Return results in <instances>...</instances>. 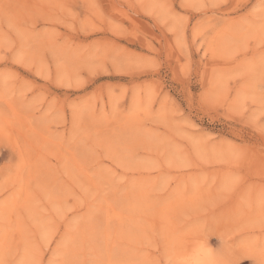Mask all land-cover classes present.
Listing matches in <instances>:
<instances>
[{
  "label": "rangeland",
  "instance_id": "rangeland-1",
  "mask_svg": "<svg viewBox=\"0 0 264 264\" xmlns=\"http://www.w3.org/2000/svg\"><path fill=\"white\" fill-rule=\"evenodd\" d=\"M186 263L264 264V0H0V264Z\"/></svg>",
  "mask_w": 264,
  "mask_h": 264
},
{
  "label": "bare ground",
  "instance_id": "bare-ground-1",
  "mask_svg": "<svg viewBox=\"0 0 264 264\" xmlns=\"http://www.w3.org/2000/svg\"><path fill=\"white\" fill-rule=\"evenodd\" d=\"M193 259H194V256H192L190 259H188V261L192 263V262H193ZM187 263H188V262H187ZM187 263H186V264H187ZM202 263H203V262H202Z\"/></svg>",
  "mask_w": 264,
  "mask_h": 264
}]
</instances>
